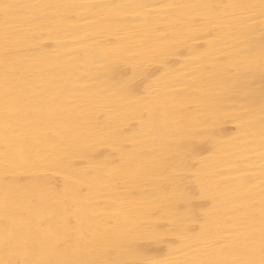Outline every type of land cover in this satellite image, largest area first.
<instances>
[{"label":"bare ground","instance_id":"obj_1","mask_svg":"<svg viewBox=\"0 0 264 264\" xmlns=\"http://www.w3.org/2000/svg\"><path fill=\"white\" fill-rule=\"evenodd\" d=\"M0 264H264V0H0Z\"/></svg>","mask_w":264,"mask_h":264},{"label":"snow or ice","instance_id":"obj_2","mask_svg":"<svg viewBox=\"0 0 264 264\" xmlns=\"http://www.w3.org/2000/svg\"><path fill=\"white\" fill-rule=\"evenodd\" d=\"M4 7H5V8H7L8 6H7V5H5Z\"/></svg>","mask_w":264,"mask_h":264}]
</instances>
